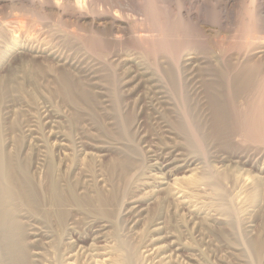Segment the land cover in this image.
Returning <instances> with one entry per match:
<instances>
[{"label": "rangeland", "instance_id": "obj_1", "mask_svg": "<svg viewBox=\"0 0 264 264\" xmlns=\"http://www.w3.org/2000/svg\"><path fill=\"white\" fill-rule=\"evenodd\" d=\"M13 1L0 6V79L12 76L17 80V87L4 93L0 102L3 148L27 159L29 170L40 185L44 186L46 179L45 170L39 168V158H46V162L51 158L61 185L74 183L81 195H108L120 187L117 203L104 208L106 203L80 207L67 204L66 216L60 220L63 223L46 200L41 206L49 208L50 216L41 207L37 213L23 212L31 264H264V131L253 134V114L237 113L231 98H227L226 136L206 135L207 140L202 143L197 129L200 120L210 121L211 117L207 86L211 60L222 54L231 59L240 51L255 48L263 50L256 63L264 67V37L251 48L246 46L250 0H239L230 10L219 4L214 6L220 12L224 10L221 15L218 11L214 13L217 15L212 14L214 7L211 9L207 0H185L188 6H184L182 16L193 11L204 20L199 25L207 37L200 38L201 42L196 35L184 34L178 18L172 20L177 11L172 5L176 10L169 8L175 11L166 15L170 25H165L170 39L159 37L157 47L150 49L139 37L151 34L154 22L160 29L149 2L148 12L150 8L153 14L150 12L149 23L135 21V16L142 18L138 9L126 10L124 17L134 19V26L129 30L113 28L114 32L109 30L103 37L90 19L78 22L75 14L85 9L92 18L105 9L104 3L116 4L118 0H93L82 10L68 0ZM134 1L133 4L139 2ZM113 9L119 10L117 6ZM64 10L66 14H61ZM201 12L206 13L203 18ZM222 15H227V19ZM213 19L222 23L213 24ZM258 24L260 30L264 29L263 24ZM12 32L18 36V46L9 49ZM219 41L224 47L218 45ZM29 49L68 58L74 68L58 67L50 59L32 58ZM188 55L193 57L192 63L185 65L183 60ZM139 65L158 75L163 81L160 84L176 101L185 102V107L182 101L178 103L181 111L177 116L161 102L153 84L135 80L141 75ZM62 73L71 79V98L61 92ZM255 91L252 96L249 94V102L254 100ZM185 93L186 101L181 98L187 96ZM61 139L64 146L57 143ZM178 153L191 154L195 159L197 156L199 161L167 179L162 172L168 168L162 171L152 167L155 159ZM127 155L135 159V169L131 168L124 188L126 182L115 181L110 166ZM204 171L214 172L209 183L193 185V179ZM137 205L143 212L134 211ZM33 233L37 235L34 237Z\"/></svg>", "mask_w": 264, "mask_h": 264}, {"label": "bare ground", "instance_id": "obj_2", "mask_svg": "<svg viewBox=\"0 0 264 264\" xmlns=\"http://www.w3.org/2000/svg\"><path fill=\"white\" fill-rule=\"evenodd\" d=\"M5 1H7V0H0V6H2ZM105 1H108L109 2V0H105ZM118 1L119 2L116 3V4L113 3V2H111V4L109 2L108 5H107V3H104V5L102 6V9H104V8L105 9L102 10V11H100V12L98 11L99 13L97 15L93 16L92 18H89V14L83 8L86 7V9H87L88 8L87 5L89 6V5H92L94 3L93 0H68L67 2L68 3L69 2L70 3L72 2L73 3L72 4L73 7L75 6L77 8V10H79V9L80 10L83 9V11L85 10L86 12H83V11H80L79 12L78 11L77 14H75L74 12L72 14H75L76 15V17L78 19V22H83L84 23L88 19H90L92 21V26H95V28L99 32L98 34L103 35V37L107 33V31L113 30V28H116V27H117V29L120 28L122 30H129V27H133L134 26V25H132L134 19L137 22L140 21L141 24H143L145 21H146V23H149L148 21H151L150 20L151 19L150 16L153 15L152 14V10L150 8H149L150 11L148 12V7H150V6L153 9L154 14H156V15H154V17H156L155 19H157L158 23H160V25L158 24L159 27H160V29H157L156 28L157 25L154 22L153 23V27L154 26L155 27H154V30H150L151 34L146 35V36H141V35L139 36L140 37V40H141V42H143V44L144 43H147L149 45L152 44L150 46L146 44L148 48L149 47H153V46H155L153 48H156L157 47L156 46V42L159 41L158 40L159 37H162L163 40L170 39V38H168L166 36V33H165V30H166L165 25H168V26L170 25L169 19H168L167 16L168 15L169 16L173 15V13H174V11L176 9H177V11H175L176 12L175 13L176 15H173L172 16L175 19H172V20H177V18H178V21L180 22L181 27L184 28V29H182L183 32H184V34H187L188 33V35L189 34H192L193 36L196 35L199 40L197 39V37L196 38L193 37V38L197 39L200 42H201V40L203 38L207 37L206 36V33H205L204 27H202L201 25H199L201 23V21H204L203 19H201V17L199 15H196V13H193V11H189L190 9H188L189 12H186L185 13V17H183L184 15L182 16L183 10H185L184 8L188 6V5L185 6L188 1L186 2L185 0H166V1L165 0H139V2H136L135 3L136 5L132 3L134 0H118ZM192 1H190L191 4L193 3ZM196 1H198V0H196ZM204 1L205 0H203V2ZM238 1L239 0H212V1L211 0H209V1L207 0L205 3L208 2L207 5L210 8H211V6L214 7V6L218 5V4H219V6L222 5L225 8H229V7L233 6V5H235V3L238 4ZM147 2H149L148 4H150V6L147 5ZM212 2H214L215 4H213ZM244 2H245V0H244ZM249 4L251 5V9L249 10L250 11L249 12V14H250L249 15L250 16L249 17L250 19L249 20L250 21H248L249 24L247 25V27H245L248 30V32H249V33H247V34H249L248 35V40L249 41L248 42L246 41V46L248 48L250 46H253L252 44L255 43L256 41L262 40L263 37H264V35L262 36V33H264L263 32L264 29L261 28V30H260L259 29V26H258L259 25L258 22H260L261 24L264 25V16H263L264 0H250V3ZM68 5H71V4H68ZM145 5H147V7H146L147 10L145 9ZM172 5H174V7L176 9L174 7H172ZM250 5H249L248 8H250ZM4 6H5V4H4ZM116 6H117V8H119V10L113 9L114 10L113 11L112 8H114ZM170 7H172V9L174 8L175 10L173 12H171L172 10L169 9ZM91 8H92V6H91ZM135 9H138L137 10L138 12L137 11L136 12L137 13H140V15L142 16V18L141 17L140 18H138V17L136 18V16H135L134 19H129V18L127 19V18L124 17V15H125L124 14V11L127 10V11H131V12H135ZM211 9H213V8H211ZM211 9H210V11H211ZM230 9L231 8H229L228 10H230ZM65 10L62 11L63 13L61 12V14H66V11ZM67 10H68V8H67ZM99 10H100V8H99ZM213 10H214V12L212 11L213 12L212 14L213 15H217V14H214V13H216L215 11H218L219 8H218V10H216V7H214ZM196 11H198V10H196ZM223 11H221V12H223ZM147 12H148V15H147ZM150 12H151V15H150ZM205 12H203V13H205ZM218 12H219V14L221 13L220 11H218ZM203 13L202 12L199 13L200 15L202 14V18H203L204 15H206V13L204 15H203ZM210 14L207 15L209 17V19H208L207 16H206L207 18L205 17L209 21H210V19H212V18H210L211 17ZM135 15H137V14H135ZM226 16L227 15L223 16V18L224 17L226 18ZM261 16L263 17V19L259 18ZM213 17L215 18L216 16H213ZM223 18H222V21L224 20ZM155 19H153V20H155ZM153 20H152V22H153ZM157 21H156V23H157ZM209 21H205V23L206 22L208 23ZM219 21H221V20H218V22ZM152 22H150V23H152ZM213 22H214L213 24H215L216 19H215V21L213 19ZM218 22H216V23H218ZM223 22H225V21H223ZM219 23H222V22H219ZM72 25H73V23H72ZM222 26H224V24H222ZM80 28H77V29H80ZM171 28H172V26H171ZM94 32H96V31H94ZM113 32H114V30H113ZM9 36H10V39H11V42H10L11 44L8 46V48L10 49V48H13L15 46H18V40H17V37L18 36L14 32H12V34H10ZM200 38H201V40H200ZM205 40H207V38ZM205 40H203V41H205ZM160 41L163 42L162 40H160ZM203 41H202V43H204ZM166 43L168 44L169 42H166ZM216 43H218V42H216ZM167 44H166L165 47L168 46ZM218 45L219 46L222 45V44H220V41H219V44ZM246 46H244V47H246ZM147 47H144V48H147ZM158 47H160V46H158ZM169 47L171 49V45ZM222 47H224V45H222ZM211 48L212 47H209L210 50H211ZM256 50H258V49H256ZM28 51L31 53L30 55H32L31 56L32 58L36 57V58H39V59H42V60L50 59V60L54 61L55 64H56V66H58V67L70 66V68H71V65L73 66V64L68 63V61H67L68 58L65 59V58H63V57H61L59 55H55V54L50 53V52L48 54H45V52L43 50H39V49H37V50H35V49H29ZM262 52H263V50L255 51V48H254V50L247 49L246 51L245 50H243L242 52L240 51L237 56H234V57L232 56L231 59H229L228 57H227L228 59H226L225 56L222 57V55H223L222 54L221 57H219L218 59H214L213 61L211 60V62L209 64V68H208L209 70L207 72V74L209 76V78L207 79L208 82L206 81L207 82V86L209 87L208 88L209 89V108H210V116L211 117H210V121H207V119H205L206 122H204L203 120H200L197 123V126H198L197 129L199 131L198 134L200 136V141L202 143H205V139L207 140V138H205L206 135L207 136L208 135L209 136L210 135L211 136H216V137L219 138L221 136H226L228 134V128H229L228 127V125H229V109H228V107H229V105H228L227 98L228 99L231 98L232 102H234V104L236 105V111H237V113H240L242 115V114L246 113L247 111H249L248 114H253V115H251L252 120H253L252 121V124L250 123V130L253 132V134L255 132H258L259 133V131H264V122L261 121L263 124H261V122H260V119L261 120L262 119L264 120V67H263V65L260 66L259 64L257 65V63H256L257 62L256 57L259 55V53H262ZM151 53H152V51H151ZM176 56H178V55H176ZM180 57H182V56H180ZM192 58L193 57H191V56L186 57L185 59L183 58L184 59L183 61H184L185 65H190L192 63ZM177 61H178V59H177ZM174 62H175V60H174ZM173 64H175V63H173ZM173 64H172V66H173ZM78 65H79V63H78ZM73 68H74V66H73ZM139 70H140L141 75H140V77H138L135 80H139L140 82L145 80V81H148V83L153 84V87H155L157 89V91H155V93H157L159 95V98H160L161 102L164 103L167 106V109L171 110L173 113L176 112L177 114L176 113L175 114L177 116L178 113L181 111V109L179 108L178 103L180 101H182V100H180L178 102L172 96H170L169 95V92L166 90L167 88L164 89L165 86L164 87L162 86L164 84H162V85L160 84V82L162 80L159 79V76L156 75L154 72L149 71L148 68H146L145 66L144 67H141L140 65H139ZM170 71H172V69ZM66 72H65V74H66ZM36 73H38V72H36ZM33 74H31V75H33ZM170 74H167L166 73V75H168V76H170ZM179 74H180V72H179ZM180 77H181V75H180ZM60 78H62L61 87H62V90H63L61 92H63V93L65 92L66 93V97L70 96V98H71V96H72L71 94H73L70 91L72 84L70 85L69 80H71V79L68 78V77H66V75H64V73H62L61 77H59V80H60ZM174 78H176V77L174 76ZM142 79H144V80H142ZM14 80L15 79H13L12 76H9L6 79H0V102L3 99V97H4V93H7L8 91L14 89L13 87L16 86V83L15 82L17 80H15V81ZM256 89H257V91H255L256 93H255V95L253 97L254 100L253 101L251 100V102H249L250 101V99L248 101L249 94L252 96V93L254 94V90H256ZM187 93H185V94H187ZM73 96H75V95H73ZM183 97H184V100L186 101L188 99V94H187V96L186 95L185 96L182 95L181 98L183 99ZM258 98H259V100H256ZM181 103H182V106L185 107V102L182 101ZM249 103H250V105H249ZM0 116H1V114H0ZM258 116H260V117H258ZM180 120H182V119H180ZM243 120H244V118H243ZM177 122H180V121H177ZM181 124L183 126V123H181ZM181 124H179L180 125L179 126L180 129H181ZM185 125H186V123H185ZM184 129H183V132H184ZM248 131L249 130H247V132ZM58 138L60 139L61 137L58 136ZM209 139H211V138H209ZM221 139H223V138H221ZM61 140H62L61 142H57V143H59V145H61V146H64L65 143L63 142V139H61ZM205 148H207V147H205ZM191 154H193V153L191 152ZM191 154H190V156L189 155L185 156V155H182V154L180 155L179 153L176 156L169 154V155H166L165 157L163 156V158H160L159 161L157 159H155V163H154V165L152 167H154L155 169H158V170H162V171L168 168L167 171L162 172V174H164V176H165L164 178L167 179V178H169L168 177L169 175L171 177V176L175 175V173L178 170L183 169V168H186V167H189L191 165H194L196 161H199V160H197L198 159L197 156H196V159H195V158H193L191 156ZM127 156H125L126 158L119 159V160H115L116 162L113 164V166L112 165L111 166L109 165L111 167V171H110V172H112L111 175L115 179V181L117 180L118 183L120 181H123L124 183L126 182L124 188H126V186H127V183H128L127 181L129 179V174H130L131 168L133 167L134 161H135V159L133 158L134 159L133 160L131 158V156H129V155H127ZM46 157H49V156H46ZM39 159L41 160V162L39 163V165H41V166L39 168H42V169L45 170V171L43 170L45 172V175L44 176H45V179H46V182H45L46 184H44V186L43 185H40L39 184L40 182L38 183L36 181V179L34 178V176L32 175V173L30 172L29 167H28V165H29L28 164V161H26L27 159L26 160L22 159V157L19 155L18 152H12L10 150L8 151V149L3 148L2 132H1V122H0V263L1 264H31V261L30 260L32 258L31 257L29 258L28 250H27L28 249L27 248L28 245H27V240H26L27 239V236H26V232L27 231H26V228H25L26 226H25V224L22 221L23 219H21L23 217L22 216V213L25 212L26 210H28L29 211L28 213H30V214L31 213H34V212L37 213V211L40 210V207L42 208L41 203L46 200L47 202H49L51 204L50 205L51 206V209L50 210H53L54 211L56 209L55 215L58 216L59 219L58 218L57 219L59 220V222H61V221L64 220V218L66 216V213L67 212L65 211V207H66L67 204H69V205L71 204V205H74V206L77 205L78 207H80V206H84V205L87 206L88 203L89 204L90 203L93 204V202L96 203V204L98 203L100 205L106 203L102 207V208H104L107 204L108 205L109 204H112V203L115 204L118 201V196H119L118 194L120 192V189H119L120 187H115L112 192L110 191V194H109V192L107 193L108 195H106L105 193H102V192H98L97 195L94 194L95 195L94 197L93 196H87L85 194L84 195H81V194H79L77 192L74 183L71 184V182H70L69 184L61 185L60 182H62V181H60L61 179H59L60 177H58V173H56L57 172L56 171L57 169H55V167H54L55 164L53 165V163H52V160L53 159L50 161V159H51L50 158L49 161H47V162H46V158L45 159L39 158ZM263 167H262V169H263ZM211 172L204 171L201 175H197V177L195 179H193V182H191V183L193 185L194 184L197 185V184H201V183H203V184L204 183H206V184L209 183V180H211V178L213 176V173H214V172L213 173H211ZM136 173H139V172L137 171ZM166 183L168 184V186L170 185L169 182H166ZM168 186H167V188H168ZM124 188H122L121 191H124ZM168 189H169V191H171V187L168 188ZM43 205H45V202H44ZM52 206H54L55 209H52ZM133 207L134 206H132L131 208H133ZM134 208L136 209V210L134 209V211H137L138 214L140 212H143L142 211L143 208H142V210H139L140 207L138 205L135 206ZM42 209L45 211L46 208L45 209L42 208ZM42 209H41V211H42ZM47 209H49V208H47ZM47 213H48V210H47ZM48 216H50L49 213H48ZM61 223H63V222H61ZM33 235L35 237V235H37V234H34L33 233ZM121 243H123V242H121ZM125 243H124V245H125ZM120 244H119V246H120ZM122 246H123V244H122ZM123 250L125 251V249H123ZM122 254H123V252H122ZM36 255H38V253H36ZM130 260H131V258L129 259V261ZM32 262H34V261L32 260ZM131 264H132V262H131Z\"/></svg>", "mask_w": 264, "mask_h": 264}]
</instances>
